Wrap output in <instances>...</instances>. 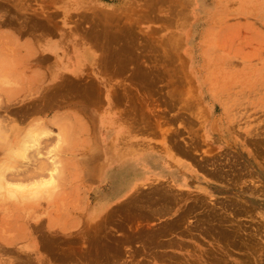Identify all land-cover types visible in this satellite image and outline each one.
Listing matches in <instances>:
<instances>
[{"label": "rangeland", "instance_id": "obj_1", "mask_svg": "<svg viewBox=\"0 0 264 264\" xmlns=\"http://www.w3.org/2000/svg\"><path fill=\"white\" fill-rule=\"evenodd\" d=\"M56 41L80 59L67 71L58 70L62 80L77 81L68 87L77 95L67 92L58 98V106L43 108L41 91L54 90L46 87L56 72L42 69V61L36 59L54 51ZM28 52L34 53L35 64L25 79L17 64ZM111 52L117 65L105 59ZM0 65L4 124L0 125V167H5L0 169V264H157L154 259L180 260L163 244L172 234L192 237L195 245L203 242V225L208 221L202 217L215 215L212 208L223 202L184 193L175 197L162 185L142 190L173 195L170 203L173 200V205L186 210L177 224H137L143 218L135 215V207L133 215H125L123 226L112 220L93 224L86 219L88 208L101 201L100 190L107 189L106 170L114 165L103 164V148L93 153L98 155L92 161L97 166L70 165L74 154L89 158L90 145L85 141L89 127L104 121L91 114H123L135 126L161 128V137L168 127L164 118L172 114V137L178 146L192 154L210 177L232 186L223 190H247L249 181H264V0H0ZM80 139L82 152L75 149ZM95 184L102 185L93 191ZM149 194H136L141 197L137 202L133 196L123 202L142 208L147 204L142 199ZM123 202L118 206H126ZM164 205L161 198L152 208ZM76 215L79 225H70ZM146 230L152 234L144 238ZM209 230L217 239L216 230ZM212 250V262L217 264L218 249Z\"/></svg>", "mask_w": 264, "mask_h": 264}, {"label": "crops", "instance_id": "obj_2", "mask_svg": "<svg viewBox=\"0 0 264 264\" xmlns=\"http://www.w3.org/2000/svg\"><path fill=\"white\" fill-rule=\"evenodd\" d=\"M56 45L57 48L54 51L47 50L44 52V57L46 56L47 60L40 63V67L42 69H49V66L54 63L55 69L67 71L68 67L70 69V66L74 65L75 56L73 58V55H71L73 52H71L70 48L64 47L65 45L60 47L63 43L56 41ZM68 56H70L69 59ZM55 57H58L57 62H54V60H56ZM89 62H92L91 58ZM113 113L114 112L111 113L107 111L106 114H91L92 118H95L96 120L104 119V121L100 123L99 127H89L88 134L90 137L89 139H85V141H89L90 145L89 158H83L81 155L82 153L74 154L73 158L70 159V161H72L70 165L76 168H82L85 165L94 166L91 161L96 156L93 153L98 149L103 148L105 157L103 164L105 167L111 166L114 163L113 154L117 150H121V153H125V151L131 152L132 150H140V152L155 153L157 156L156 162L161 169L160 172H157V167L153 164H146V170L142 179H139L129 191L105 207L96 208L92 205L85 213L86 219L93 224L105 221L106 219L112 221L114 219V222L117 221L123 225V222L126 220V216L123 215V212H125L124 214L126 215H129L128 213L134 214L132 212L133 209L129 212V208L127 209V212L124 210L128 207H123L124 209L122 210L121 206L120 212L117 210V205L125 200V198L127 199L136 194H149L150 192H144L142 189L153 185H162L171 189L175 197L179 193H184L191 197L201 195L206 196L207 198H217L223 202V205L217 208H212V210L220 215L219 222L221 224L224 223L225 225L222 226L223 224L221 225L219 223L218 225L217 223V227L221 230L223 229V234L228 232L227 229L232 231L234 228H238V231H235L236 229H234V232L236 233H233L231 238H228V235L222 236L219 232L218 238L215 239V232L213 230H209V232L207 231L211 228V225H203L205 227V229H203L204 233L202 234L203 242L197 244L198 246L193 244V242L196 243V240H193L192 237L178 233L172 234L163 242V244L166 245L165 248L168 250L167 252H171L169 253L170 255L179 256L182 259L174 260L164 258L162 261L169 260V262H171L170 264H213L212 260L214 252H212V249L217 247L220 249L218 251V259L221 260H219V263L217 264H226V262L227 264H264V181H260V183H250L251 181H249L245 184L247 190H223L224 188L228 189L232 186H229L227 182H223L219 178L216 179L215 177H210L202 166L195 162L192 154L185 152L184 149L178 146L176 139L172 137V114H166L167 116L164 118L168 127L166 130L167 133L161 137V128L159 129L156 125L150 127L135 126L131 119L127 118L125 115ZM103 128L106 130H103ZM174 128L175 130L177 129L176 127ZM81 146L82 139H80L77 146H75V149L79 147V152H82ZM151 163H153V161ZM95 166H97V163H95ZM100 185L95 184L92 188L93 191L94 188ZM113 205L116 206V208L112 207ZM234 207H236V209ZM111 208L114 209L112 210ZM246 208L247 210H244ZM151 210L154 211L155 215H150V217L146 215L147 212L143 214L141 213V210L138 211V213H141L138 217H143V219H137L136 223H155L159 226L166 223L171 224V222L175 224L178 221L179 216H183L186 213L184 207H177L175 205L158 209L153 207ZM151 210L148 211L150 212ZM108 211H110L111 214ZM149 212L147 214H153L152 211ZM138 213L135 215H138ZM191 214H193V212H191ZM80 215L81 213H79V216ZM78 220L79 218L76 215L73 220L70 219V221L73 222L68 223L70 225L73 224L74 226H78ZM67 221H69V219H67ZM187 224L188 223L185 225ZM230 230L229 232H231ZM224 239L226 242H224ZM218 240H220L223 245L218 242ZM239 240H241V242ZM224 244H226V246ZM105 246L110 245L106 243ZM116 246V244L112 245V247ZM189 246H192L193 250H189ZM196 247H201V249L195 250L194 248ZM154 260L157 264L162 262L160 260L159 262L156 261V259Z\"/></svg>", "mask_w": 264, "mask_h": 264}, {"label": "bare ground", "instance_id": "obj_3", "mask_svg": "<svg viewBox=\"0 0 264 264\" xmlns=\"http://www.w3.org/2000/svg\"><path fill=\"white\" fill-rule=\"evenodd\" d=\"M36 27V26H35ZM27 29V28H26ZM106 30H108L107 28H106ZM110 30V29H109ZM108 30V31H109ZM129 30V29H128ZM93 31V30H92ZM91 31V32H92ZM96 32V31H95ZM102 32L104 33V31L102 30ZM111 32V31H110ZM94 34V32L91 34V36ZM96 34V33H95ZM100 34V33H99ZM98 33H97V36L96 37H99L98 35H99ZM115 34V33H114ZM100 35H102V34H100ZM104 35H105V33H104ZM115 35H117V34H115ZM103 36V35H102ZM113 36V35H112ZM118 36V35H117ZM95 37V36H94ZM104 37V39H105V37L106 36H103ZM113 40H115V37L113 36ZM97 40H98V38H96ZM101 39V38H100ZM96 40V41H97ZM112 41V40H111ZM100 42V41H99ZM110 42V41H109ZM107 43V42H106ZM106 43H105V45H106ZM54 44V43H53ZM53 44H52V46H53ZM100 44V46L102 45V42H100L99 43ZM98 44V45H99ZM34 45V44H33ZM129 45H130V43H129ZM128 44L126 45V47L127 46H129ZM50 46V45H49ZM54 46H57L56 44H54ZM102 46H104V45H102ZM107 46H108V44H107ZM112 46H113V44H112ZM112 46H110L109 45V47L108 48H112ZM122 46H124V45H122ZM103 48V47H102ZM124 48H125V46H124ZM32 49V48H31ZM112 49H115L114 48V46H113V48ZM103 50H104V48H103ZM116 50V49H115ZM124 50H127V49H123V51ZM104 52H105V50H104ZM112 52H113V50H112ZM112 52H111V55L110 56H106V54L104 55V56H106V58L105 59H108L109 61H108V63H110V64H112L113 65V63H115L116 65H117V63H116V59H117V57L116 56H114V57H112ZM115 52V51H114ZM85 53H89L90 54V57L93 55L92 53H90L89 51H87V50H85ZM106 53H107V51H106ZM34 54V53H33ZM33 54H31V53H29L28 52V55H24V53H23V55H24V57H22L21 58V61H20V64H17V67L21 70V74H22V76H25V79H29V76H28V73L29 72H27V71H30V68H31V66L33 65V64H35V62L33 61L32 62V60H31V55H33ZM82 54H83V56H85L84 55V50L82 51ZM114 54V53H113ZM71 55H73V58H74V54H71ZM108 55V54H107ZM87 57V56H86ZM128 57V56H127ZM47 58V57H46ZM70 58V56L68 57V59ZM131 58V57H130ZM7 59V58H6ZM128 59L129 58H127V60L126 61H128ZM37 61H44L45 59H44V57L42 56L41 58H38V59H36ZM78 60H80L78 57H76V55H75V61L76 62H78ZM106 61V60H105ZM12 62V61H11ZM54 62H57V59L54 61ZM69 62V61H68ZM67 62V63H68ZM37 63V62H36ZM126 63V62H125ZM58 64V63H57ZM108 65V64H107ZM124 65V64H123ZM1 66V65H0ZM59 66V65H58ZM57 66V67H58ZM109 66V65H108ZM52 67V68H51ZM115 67V66H114ZM3 68V67H2ZM1 69V68H0ZM6 69V68H5ZM49 69L50 70H54V72H56V74H54V73H51V79H50V83L48 84V86L46 87V88H50L51 86H52V88L54 89V90H50V89H48L47 91H41L43 94H42V97L40 98V101L43 103V108H46L47 106L48 107H50V106H53L54 104H56V103H60L61 102V100H60V102H58L57 100H58V98L60 97V96H62V97H65V95L64 94H68L67 92H69V93H72V94H74V95H77V93L76 92H74V91H71L70 89L68 90V87H71V86H73V84H75L77 81H75V80H73V79H70V80H68V79H64L65 77H63V79L64 80H62V74L60 73V72H58V70L57 69H55V65L53 64L52 66H49ZM2 70V69H1ZM0 70V71H1ZM8 70V69H7ZM56 70V71H55ZM8 74V73H7ZM40 75H42V74H44V71H42V73H39ZM147 75V74H146ZM78 76V75H77ZM79 78V77H78ZM43 79H41L39 82H41ZM76 85V84H75ZM107 85V84H106ZM53 86H58L57 87V89H55ZM100 86V85H99ZM60 87H66L67 89L65 90L64 88V90L62 89H60ZM1 88V87H0ZM75 89V88H74ZM37 90H40L39 88L37 89ZM86 90V89H85ZM81 91V93L80 94H82V90H80ZM84 93H85V91H83ZM87 92H88V90H87ZM92 92V91H91ZM84 95V94H83ZM86 96H87V94H85ZM84 95V96H85ZM94 95V94H93ZM82 96V95H81ZM85 96V97H86ZM38 97H40V96H38ZM89 97V96H88ZM90 98V97H89ZM92 98H93V96H92ZM38 99V98H37ZM36 99V100H37ZM39 100V99H38ZM90 100H92L91 98H90ZM41 102H39V103H41ZM36 104H38V103H36ZM35 104V105H36ZM0 105H1V102H0ZM39 105V104H38ZM57 105V104H56ZM40 106V108H42ZM58 106V105H57ZM32 107V106H31ZM39 110H41V109H39ZM38 110V111H39ZM42 110H44V109H42ZM91 119V118H90ZM112 122V121H111ZM2 123V121H0V125H1V127H3L4 126V124L2 125L1 124ZM40 123H42V122H40ZM45 122H43V124H44ZM46 124V123H45ZM71 124V123H70ZM34 125V124H33ZM8 126V125H7ZM45 127V126H44ZM70 126H68V128H67V130L68 129H70L69 128ZM126 127V126H125ZM124 127V128H125ZM132 127V126H131ZM63 129H65V128H63ZM62 129V130H63ZM72 129H73V127H72ZM0 130H1V128H0ZM124 130V129H123ZM2 131H5V130H2ZM41 131V130H40ZM70 131V130H69ZM29 131H27V133H28ZM39 132V131H38ZM41 132H43V131H41ZM75 132V131H74ZM66 133H67V131H66ZM41 134V133H40ZM71 134V133H70ZM70 134H69V132H68V135H69V137H71L70 136ZM76 134V133H75ZM78 134V133H77ZM26 136H27V134H25ZM36 135L38 136V134L36 133ZM46 135V134H45ZM64 135V134H63ZM68 135H67V137H68ZM1 136V135H0ZM30 136V135H29ZM42 136V135H41ZM41 136H40V138H41ZM62 136V135H61ZM4 137V136H3ZM24 137V136H23ZM65 137V136H64ZM39 138V137H38ZM27 139H29V138H27ZM32 139V138H31ZM37 139V138H36ZM60 139V138H59ZM65 139V138H64ZM69 139V138H68ZM68 139H66V141H68ZM30 140V139H29ZM24 141V140H23ZM31 141V140H30ZM33 141V140H32ZM31 141V142H32ZM37 141V140H36ZM39 141V140H38ZM65 141V140H64ZM22 142V141H21ZM20 142V143H21ZM27 142H29V141H27ZM30 142V143H31ZM59 142H62V141H59ZM1 143V142H0ZM9 143V142H8ZM26 143V142H25ZM2 144V143H1ZM22 144H23V142H22ZM38 144V143H37ZM59 144V143H58ZM24 145V144H23ZM29 145H31V144H29ZM33 145V144H32ZM31 145V146H32ZM19 146H21V145H19ZM58 146V145H57ZM22 148H23V146H21ZM67 147V146H66ZM61 148V147H60ZM65 148V147H64ZM24 149V148H23ZM26 149V148H25ZM22 150V149H21ZM36 150V149H35ZM38 150V149H37ZM53 150V149H52ZM13 152H14V149H13ZM24 152H26V151H24ZM118 152H120V153H118ZM128 152V151H127ZM14 154V153H13ZM26 155V154H25ZM24 155V156H25ZM96 155V154H95ZM114 165L112 166V167H110V168H108L107 170H106V174H105V176L107 177L106 178V180H107V189L106 190H100V194H99V199L101 200L98 204H97V206H94V207H105V206H107V205H109V203H110V201L111 200H115V199H117V198H119L120 196H122L123 194H125L127 191H129L132 187H133V185L139 180V179H142V177H143V175H144V173H145V166H146V164H153L155 167H157V172H160V169L161 168H159L158 167V164H157V162H156V154L155 153H152V152H140V151H137L136 153H134L133 152V150L131 151V153H128V154H126L125 155V153H121V150L119 151V150H117V151H115L114 152ZM124 155V156H123ZM28 156V155H27ZM92 156V155H91ZM97 156L98 155H96V158H97ZM121 156V157H120ZM28 158H29V156H28ZM27 158V159H28ZM95 158V157H94ZM62 159V158H61ZM30 160V159H29ZM38 160H42V159H38ZM61 161V160H60ZM59 161V164H61V162ZM91 161V160H90ZM93 161V160H92ZM91 161V162H92ZM153 161V163H151ZM39 162H42V161H39ZM44 162V161H43ZM42 162V163H43ZM89 162V161H88ZM24 163V162H23ZM42 163H40V164H42ZM21 164V163H20ZM26 164H27V162H26ZM40 164H38L39 166H40ZM46 164V163H45ZM24 165H25V163H24ZM23 165V166H24ZM30 165V164H29ZM47 165V164H46ZM45 165V166H46ZM51 165H53L52 163H51ZM95 165V164H94ZM0 166H1V164H0ZM8 166V165H7ZM6 166V167H7ZM42 166H44V165H42ZM54 166V165H53ZM52 166V167H53ZM56 166V165H55ZM87 166V165H86ZM4 167V166H3ZM3 167H0V169L1 168H3ZM25 167V166H24ZM31 167V166H30ZM35 167H37V165L35 166ZM51 167V168H52ZM56 167H58V166H56ZM55 167V169H57ZM62 169H63V164H62ZM5 168V167H4ZM14 168V167H13ZM15 168H17V167H15ZM38 168V167H37ZM42 168V167H41ZM7 169V168H6ZM26 169V168H25ZM28 169V168H27ZM31 169H33V168H31ZM30 169V170H31ZM40 169V168H39ZM43 169V168H42ZM54 168H52V170H53ZM61 169V170H62ZM4 170V169H3ZM11 170H13V169H11ZM22 170H24V169H22ZM34 170H35V168H34ZM34 170H32V173H34L35 174V172H33ZM51 170V171H52ZM59 170H60V168H59ZM60 170V171H61ZM2 171V170H1ZM14 171V170H13ZM20 171H21V169H20ZM27 171H29V170H27ZM37 171V170H36ZM40 171V170H39ZM56 171H58V169L56 170ZM86 171H88V170H86ZM6 172V171H5ZM9 172H10V169H9ZM16 173H17V171H15ZM18 172H19V170H18ZM23 172V171H22ZM25 172V171H24ZM38 172V171H37ZM59 172V171H58ZM57 172V173H58ZM85 172V171H84ZM29 173H31V171L29 172ZM31 173V174H32ZM51 173V172H50ZM49 173V174H50ZM53 173V172H52ZM90 173V172H89ZM89 173H88V175H89ZM14 174V173H13ZM60 174V173H59ZM8 175V174H7ZM10 175V174H9ZM12 175V174H11ZM21 175H23V174H21ZM29 175V174H28ZM53 175H56V174H53ZM61 175V174H60ZM84 175H85V173H84ZM1 176V175H0ZM14 176V175H13ZM16 176H17V174H16ZM20 176V175H19ZM31 176V175H30ZM89 176H92V175H89ZM2 177H4L3 175H2ZM1 177V178H2ZM6 177V176H5ZM8 177V176H7ZM55 177V176H54ZM9 178H10V176H9ZM13 178V177H12ZM15 178H18V176L17 177H15ZM14 178V179H15ZM20 178V177H19ZM22 178V177H21ZM20 178V179H21ZM29 178V177H28ZM60 178V177H59ZM25 179V178H24ZM51 179V178H50ZM56 179V178H55ZM65 179V178H64ZM91 179V178H90ZM48 180V179H47ZM52 180V179H51ZM63 180V179H62ZM86 180V179H85ZM50 181V180H49ZM93 181H95V180H93ZM1 182V181H0ZM15 182V181H14ZM37 182V181H36ZM41 181L39 180V183H40ZM45 182H46V180H45ZM44 182V183H45ZM51 182H53V180L51 181ZM56 182V181H55ZM59 182V181H58ZM2 183V182H1ZM5 183V182H4ZM7 183V182H6ZM15 183H19V181L18 182H15ZM38 183V182H37ZM13 184V183H12ZM16 184V185H17ZM20 184V183H19ZM24 184V183H23ZM29 184V183H28ZM51 184V183H50ZM49 184V185H50ZM57 184V183H56ZM10 185V184H9ZM45 185H47L46 183H45ZM8 186V185H7ZM41 186V185H40ZM1 187V186H0ZM12 187H14V186H12ZM18 187V186H17ZM23 187V186H22ZM21 187V188H22ZM34 187V186H33ZM38 187V186H37ZM36 187V188H37ZM43 187V186H42ZM15 188V187H14ZM21 188H19V189H21ZM27 188V187H26ZM45 188V187H44ZM3 189V188H2ZM16 189V188H15ZM38 189V188H37ZM36 189V190H37ZM47 189V188H46ZM140 189V188H139ZM13 190V189H12ZM34 190V189H33ZM44 190V189H43ZM61 190V189H60ZM8 191H11V190H8ZM30 191V190H29ZM77 191H79V190H77ZM14 192H15V190H14ZM22 192V191H21ZM35 192V191H34ZM42 193H43V191H41ZM45 192V191H44ZM11 193V192H10ZM31 193H33L32 192V190H31ZM36 193H37V191H36ZM35 193V194H36ZM59 193V192H58ZM77 193V192H76ZM160 192H157V193H152V194H149L148 195V197L146 198H143L142 199V201H144V203L145 202H147V204H145L142 208H138V207H141V204L140 205H138V206H129L128 208H126L127 207V205H126V202L124 203L123 201V204H125L126 206H122V204H121V206H122V210L124 209L123 207H125L126 209L124 210V211H127V209H129L130 208V210H129V212H131V210L133 209V207H135L137 210L138 209H140L142 212H143V214L145 213V212H149L148 210H151V208H152V204H154L155 203V201L156 200H160L161 198H163V202L165 203V208H167L168 206H170V205H173L172 204V201L173 200H171V203H170V199L169 198H174V196L173 195H171V194H168L167 195V191H161V193H163V194H161L160 193V197L161 198H157L156 196H158V194H159ZM34 194V193H33ZM47 194V193H46ZM54 194H56V193H54ZM12 195V194H11ZM28 195V194H27ZM142 195V194H141ZM29 196H31L32 197V195L31 194H29ZM81 196V195H80ZM130 196V195H129ZM135 196V195H134ZM132 197V198H134V199H132L131 197H128V199L129 198H131L133 201H139V200H141V197H139V196H135V197ZM14 197H15V195H14ZM37 197H39L40 198V196H37ZM44 197V196H43ZM42 197V198H43ZM74 197V196H73ZM78 197V196H77ZM22 198V197H21ZM29 198V197H28ZM33 198H34V196H33ZM49 198V197H48ZM67 198V197H66ZM30 199V198H29ZM47 199V198H46ZM77 199V198H76ZM126 199V198H125ZM127 199V200H128ZM148 200H150V201H148ZM174 200H175V198H174ZM143 203V202H142ZM173 203H174V201H173ZM118 204V203H117ZM128 204V203H127ZM175 204V203H174ZM235 204V203H234ZM242 205V204H241ZM111 206V205H110ZM121 206H118L117 205V210H121ZM243 206V205H242ZM112 207H114V208H116V206H112ZM240 207V206H239ZM113 208V209H114ZM134 208V209H135ZM145 208H150V209H145ZM235 209H236V207H234ZM245 208V207H244ZM112 209V208H111ZM112 209V210H113ZM133 209V210H134ZM134 210V212H136L137 210ZM145 209V210H144ZM240 209H241V207H240ZM105 210H106V208H105ZM109 210V209H108ZM140 210H138V211H140ZM144 210V211H143ZM244 210H247V208L246 209H244ZM115 211H116V209H115ZM115 211H113V212H115ZM153 212V214H151L150 212ZM149 213L150 214H147L146 213V215L148 216H150V215H155V213H154V211L153 210H151ZM108 212H110V211H108ZM121 212V211H120ZM128 212V211H127ZM126 212V213H127ZM133 212V211H132ZM133 212V213H134ZM141 212V213H142ZM60 213V212H59ZM125 212H123V215L125 216L126 214H124ZM140 212L138 213V215L139 214H141ZM159 213V212H158ZM213 214H215V215H217L218 213H215V212H212ZM53 214V213H52ZM109 214V213H108ZM107 214V215H108ZM110 214H111V212H110ZM113 214H115V213H113ZM128 214H131V213H128ZM120 215H122V214H120ZM131 215H133V214H131ZM215 215H209V217H207V218H205V217H202V219L203 220H205V221H208L209 223H212V224H210L211 225V228H209V229H214V230H216V234L218 233L219 234V232H220V234H222V236L223 235H228V238L230 237L231 238V236L233 235V233L235 234L236 232H234V229H236V228H234L231 232H229V230L227 229V233H225V234H223L224 232H223V229L221 230V229H219L218 227H217V223H218V225H219V217L216 219V216ZM5 216V215H4ZM102 216V215H101ZM106 216V215H105ZM178 216V215H177ZM176 216V217H177ZM131 217H134L135 219L137 218V216H131ZM105 218V217H104ZM143 218V217H142ZM183 217H179L178 219H182ZM224 218V217H223ZM111 219V218H110ZM107 220V222H108V220L109 219H106ZM116 220V219H115ZM134 220V219H133ZM222 220V219H221ZM231 220V219H230ZM117 221H115V223H116ZM179 222H180V220H179ZM111 223V222H110ZM112 223H114V219H113V222ZM123 223H125V222H123ZM171 223H173V222H171ZM209 223H207V224H209ZM227 223V222H226ZM117 224H120V226H121V223H116L115 225H117ZM174 224V223H173ZM221 224V223H220ZM223 224V225H222ZM221 225L222 226H225L224 225V223H222ZM102 225V224H101ZM123 226V225H122ZM125 226V225H124ZM233 227H235V226H233ZM236 227H239V226H236ZM117 228H118V226H117ZM142 229H144V228H142ZM238 229V228H237ZM235 230V231H238V230ZM239 229H241V228H239ZM140 230H141V228H140ZM151 231H153L152 229H150ZM149 230V231H150ZM148 231V232H149ZM150 231V232H151ZM139 232H143L142 230L141 231H139ZM146 233H147V236L144 234L143 236H144V238H147L148 237V234H152V233H148L147 232V230L145 231ZM96 233V232H95ZM238 233V232H237ZM240 233V232H239ZM129 234V233H128ZM127 234V235H128ZM134 234V233H133ZM136 234V233H135ZM217 234V235H218ZM230 235V236H229ZM104 236V235H103ZM150 236V235H149ZM151 236H154V235H151ZM242 236V235H241ZM98 237V236H97ZM118 238H120V237H118ZM127 238H128V236H127ZM138 238V237H137ZM142 238V237H141ZM224 238H225V236H224ZM227 238V237H226ZM234 238H236V237H234ZM238 238V237H237ZM99 239V238H98ZM100 239H103L104 241H106V239H104V237H100ZM121 239V238H120ZM239 239V238H238ZM99 241V240H98ZM104 241H103V243H104ZM240 242H241V240H239ZM100 242H102V240L100 241ZM218 242H220V240H218ZM224 242H226L225 241V239H224ZM234 242H236V241H234ZM233 242V243H234ZM221 243V242H220ZM222 244V243H221ZM99 246H100V244H98ZM214 245V244H213ZM223 245V244H222ZM225 246H226V244H224ZM225 246H223V247H225ZM220 247H222V246H220ZM218 249V248H217ZM223 249V248H222ZM220 249H218V251H219ZM105 251H107V250H105ZM110 252V251H109Z\"/></svg>", "mask_w": 264, "mask_h": 264}]
</instances>
